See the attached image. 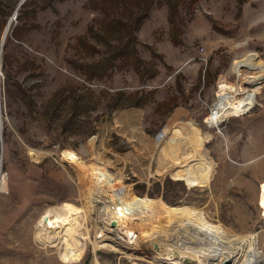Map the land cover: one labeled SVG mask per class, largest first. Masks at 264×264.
<instances>
[{
	"label": "rangeland",
	"instance_id": "rangeland-1",
	"mask_svg": "<svg viewBox=\"0 0 264 264\" xmlns=\"http://www.w3.org/2000/svg\"><path fill=\"white\" fill-rule=\"evenodd\" d=\"M168 1L150 0L139 30L140 11L106 12V0H26L18 10L2 50L0 178L6 189L0 190V264H67L57 254V237L50 239L59 228L46 231L52 243L44 247L37 237L40 223L64 203L84 207L96 169L121 180L118 187H130L135 196L195 212L230 239L256 234L264 264L258 202L264 181V83L248 113L218 128L207 123L219 81L241 83L234 61L254 53L264 63V0H171L179 6L180 46L170 39ZM20 2L0 0V49ZM125 49H134L139 73L117 57ZM168 125L182 134L180 154L185 149L193 155L184 165L202 170L209 177L206 185L174 180L162 170L175 166L156 140ZM64 150L77 162L63 160ZM95 208L83 219L89 240L76 264L152 260L155 240H139L133 259L113 248H95ZM151 214L136 224L137 231H156L172 242L176 230L170 218Z\"/></svg>",
	"mask_w": 264,
	"mask_h": 264
},
{
	"label": "bare ground",
	"instance_id": "bare-ground-1",
	"mask_svg": "<svg viewBox=\"0 0 264 264\" xmlns=\"http://www.w3.org/2000/svg\"><path fill=\"white\" fill-rule=\"evenodd\" d=\"M16 15L15 13L12 19ZM6 29L3 33L1 44ZM1 67L2 51L0 57V91ZM251 70H255V73L246 74L245 71L249 72ZM233 71L241 83L233 85L228 84L224 79L219 81L217 101L211 108V113L207 119V123L212 127L218 128L224 120L240 117L248 113L255 106L257 94L262 89L260 84L264 83V63L260 61L257 54L251 53L244 59L235 60ZM178 134V131H173L168 125L156 137V140L162 143V153H166L167 158H171L170 160L175 165L174 167H169L171 164L169 166L166 164L162 170L170 174L174 180L189 181L200 187L206 185L209 182V177L202 170L184 165L187 164L188 160L190 162V158L193 155L186 153L185 149L180 154L179 144L181 143L178 136L182 134ZM193 140L198 147L202 145L196 143L197 139L195 136ZM194 147V150L193 148L191 149L194 151V156L200 157L199 150H196V146ZM62 158L68 163L77 162V157L69 150L62 152ZM162 158L164 160V156ZM90 179L91 188H89V191L86 190L87 200L85 199L84 207L64 203L50 209L40 223L41 229L37 234L39 244L45 247L48 242V244H51V240L57 237L54 240L58 241L57 244H60V247L57 248V254L64 263L76 264L81 262L85 256L89 239L83 232V219H87L88 215L92 214H89L92 207L97 209V217L94 218L96 236L93 239V243L95 248H113L112 250L124 253L128 258L133 259L135 257L133 251L139 240L149 243L155 240L158 248H154L155 255L152 260H147L146 264H190L192 259L197 264H223L225 262H229L228 264L260 263L263 255H261L258 248V236L256 234L230 239L223 234L218 226L208 223L191 210L184 212V210L179 211L164 204L158 205L148 199L133 195L131 188L128 186L118 187L119 184L117 183L122 181L116 182L108 173L96 169L92 171ZM5 189V177H1L0 190ZM258 202L264 216V181L259 189ZM153 211L155 214L158 212L165 215L168 219L170 218L168 224L176 230L172 242L166 239L165 236L159 235L158 237L156 231H137L136 224L150 220L148 214ZM114 222L116 225H113ZM168 224L167 229H169ZM55 227L59 228L56 233L58 235H53L50 240L46 231ZM51 246L54 245L52 244ZM159 248L164 255L157 251ZM159 259L162 261H159Z\"/></svg>",
	"mask_w": 264,
	"mask_h": 264
},
{
	"label": "trees",
	"instance_id": "trees-1",
	"mask_svg": "<svg viewBox=\"0 0 264 264\" xmlns=\"http://www.w3.org/2000/svg\"><path fill=\"white\" fill-rule=\"evenodd\" d=\"M136 1V4L134 3ZM197 0H194V2ZM103 4V1L101 2ZM150 0H106L105 2V11L107 12L108 9L112 10H120L121 7H131L134 9H137L141 12V15H139L135 20V28L136 30H139L141 27L143 20L148 16V8L150 4ZM169 5V23H170V39L173 42L174 45L180 46L183 44L181 40V28L179 26V22L176 18L179 6L178 2H173L171 0L168 1ZM114 10V11H115ZM145 13V16H144ZM137 22V23H136ZM124 25V24H123ZM124 28V26H123ZM124 49V48H123ZM120 56L124 59V65H129L130 63L133 64L134 68L138 73L141 71V63L139 62L138 56L133 52L132 50L125 49L124 51L118 53L117 57ZM154 75V74H153ZM146 76V75H144Z\"/></svg>",
	"mask_w": 264,
	"mask_h": 264
},
{
	"label": "water",
	"instance_id": "water-1",
	"mask_svg": "<svg viewBox=\"0 0 264 264\" xmlns=\"http://www.w3.org/2000/svg\"><path fill=\"white\" fill-rule=\"evenodd\" d=\"M26 0H21V2L19 3L17 9H16V14L18 12V10L21 8V6L24 4ZM12 21L13 19H11L9 21V23L7 24V29H6V32H5V35H4V38H3V41H2V44H1V49H0V57H1V51L3 50V47H4V44H5V41H6V38L9 34V31H10V28H11V25H12ZM0 131H1V140H2V115H1V93H0ZM113 225H116V223L114 222ZM155 247L157 248V245H155ZM223 264H228V262H225Z\"/></svg>",
	"mask_w": 264,
	"mask_h": 264
},
{
	"label": "crops",
	"instance_id": "crops-1",
	"mask_svg": "<svg viewBox=\"0 0 264 264\" xmlns=\"http://www.w3.org/2000/svg\"><path fill=\"white\" fill-rule=\"evenodd\" d=\"M177 116H178V115H176L175 117L172 118V120H171L172 123H174V121H175L174 119L177 118Z\"/></svg>",
	"mask_w": 264,
	"mask_h": 264
}]
</instances>
